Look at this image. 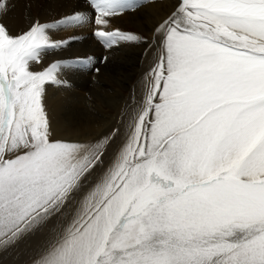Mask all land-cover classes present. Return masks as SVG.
I'll return each mask as SVG.
<instances>
[{
    "label": "snow or ice",
    "instance_id": "6c2138e0",
    "mask_svg": "<svg viewBox=\"0 0 264 264\" xmlns=\"http://www.w3.org/2000/svg\"><path fill=\"white\" fill-rule=\"evenodd\" d=\"M88 3L94 21L0 25V249L55 217L34 264H264V0H178L126 122L53 141L42 101L66 65H32L70 41L50 32L94 22L106 48L142 39L110 29L143 0Z\"/></svg>",
    "mask_w": 264,
    "mask_h": 264
},
{
    "label": "bare ground",
    "instance_id": "6f19581e",
    "mask_svg": "<svg viewBox=\"0 0 264 264\" xmlns=\"http://www.w3.org/2000/svg\"><path fill=\"white\" fill-rule=\"evenodd\" d=\"M153 1L154 2L151 3L147 2L148 4L133 11L132 14L130 12H125L120 16L111 18L110 30L119 29L121 32L132 33L142 38L140 42H123L112 48H116L117 50L128 48L131 49V51H136L141 54V52L149 46L151 47L150 50H153L155 53L159 51V37L155 33V29L176 9L178 6V0H159V2H155V0ZM9 5H13L9 14L2 15V11H0V25H4L13 36L28 31L32 24L36 21H39L40 23H54L57 20L63 19L64 17L73 15L77 12L89 14L93 20L92 10L85 5L83 0H6L7 8ZM95 27V25L89 23L81 28L50 32L53 39L68 40L70 42L59 50L45 54L39 64L32 65L33 71H40L43 70V68L48 67L51 63L68 58V60H81L83 62L82 67L85 69L90 68L88 72L84 71V73H82L81 71L76 77L72 73V70H69L71 65L65 62L66 65L70 66L64 67L59 74V78L64 81V83L61 85H53L51 83L45 85V94L42 102L50 123L51 139L53 141H75V143H82L88 139L86 134H90L96 128L92 123H87L85 126L80 122L77 124L72 123L74 120H72L69 111L71 106L74 105L76 107H81L83 113L84 108L82 109V106L84 107V102L87 98L86 96H88L90 94V90L93 89L89 84L88 79L90 80L93 77H100V74L99 77H97V75H94L92 72V67L94 68L93 65H96L100 59L99 50L101 49L96 40L92 37V32L95 30ZM109 51L112 52L111 50ZM146 52L148 53V51ZM57 53H59L60 56H63L57 58L59 57L57 56ZM143 78L144 81H134V77H128L126 82L129 81L128 84L131 85L129 86L130 88H128L127 84L123 85L120 79L116 80L119 82L117 86H111L110 82L109 85H107L111 87L113 94L117 96L122 93L124 94L123 91L126 90L139 95L144 92L146 77ZM99 107L100 106H98L97 110L101 112V107ZM121 139H119V144ZM109 157L111 158V156Z\"/></svg>",
    "mask_w": 264,
    "mask_h": 264
},
{
    "label": "rangeland",
    "instance_id": "374dc122",
    "mask_svg": "<svg viewBox=\"0 0 264 264\" xmlns=\"http://www.w3.org/2000/svg\"><path fill=\"white\" fill-rule=\"evenodd\" d=\"M83 1L85 2V5H87L91 9L88 0H83ZM131 2L135 3L136 0H131ZM147 2L151 3L154 1L143 0V5L141 7L148 4ZM155 2H159V0H155ZM12 6L13 5H9L8 6L9 9L6 6V9L3 10L1 14L2 15L9 14L11 12L10 9L12 8ZM129 12L132 14L133 11H126V13ZM93 21H94V14H93ZM92 24L94 25V22ZM92 37L101 47V49L99 50V52L101 53V54L99 53L100 59L96 65H93L94 68L92 67L93 74L94 75L96 74L97 77H99L100 74V77L99 78L93 77L90 80L88 79L89 84L93 88L92 89L93 91L90 90V94L86 96L87 98L84 102V107L82 106V109L84 108L83 113L81 107H76L74 105L71 106V109L69 110L71 118L72 120H74V122L72 123L77 124L78 122H80L83 123L84 126L87 123H92L96 127L94 131H92L91 133L89 132L90 134L88 133L86 134L88 136V139L82 143L95 142L96 140L102 138L103 136L111 134L116 128L121 127L122 123L126 122L127 120L126 113L130 112L132 108L135 106V104L139 103L143 99V94L138 95L136 93L129 92V90L123 91L124 94L122 93L121 95L117 96L113 94L111 87L108 86L109 82L111 86L113 85L117 86L119 82L116 80L120 79L123 85L127 84L128 88H130L129 86L131 85L128 84L129 81L126 82L128 77L131 76L134 77L133 79L134 81L135 80L144 81L143 77H147L150 74L151 69L153 68V66H155L158 56V52L155 53L153 50H150L151 47L149 46L140 54L136 51H131V49L128 48L118 49V50L116 48H112V49L106 48L94 36V31L92 32ZM109 50L115 53H112ZM146 51H148V53ZM57 56H59L57 58H60L63 55L60 56L59 53H57ZM59 61L63 64H65V62H67V64H70L71 65V66L69 65L70 67L66 64L65 65L66 67H69V70H72V73L76 77L78 76V73H80L81 71L82 73H84V71L88 72L90 69V68L85 69L84 67H82L83 62L81 60H76V59L68 60L67 58L65 60H59ZM98 106L101 107V108L99 107L101 112L97 110ZM121 138L122 137L119 136L114 138V143L111 147L112 149L110 148L107 154L105 155V157L103 158L105 167H107L109 160L111 159L109 156H112L113 149H115L114 147L119 145V139ZM71 142L75 143V141H71ZM97 171H99V169H97ZM59 223L60 222L57 220V218L53 217L46 225L41 227L39 230L35 231L33 234L26 236L24 239L20 240L14 246H10L6 249H0V264H34V257L36 256L37 251L49 238L48 235H50L51 231L59 226Z\"/></svg>",
    "mask_w": 264,
    "mask_h": 264
}]
</instances>
